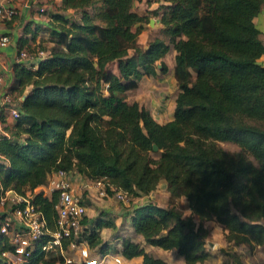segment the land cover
I'll return each mask as SVG.
<instances>
[{
  "label": "trees",
  "instance_id": "obj_1",
  "mask_svg": "<svg viewBox=\"0 0 264 264\" xmlns=\"http://www.w3.org/2000/svg\"><path fill=\"white\" fill-rule=\"evenodd\" d=\"M141 1L61 0L38 47L46 54L14 70L13 90L26 96L17 98L20 115L9 134L0 135V194L29 196L54 231L58 193L38 187L59 169L105 178L133 196L151 193L163 179L190 212L138 204L130 226L145 244L175 249L186 264L203 262L212 256L204 222L213 219L230 246L263 245L264 44L253 19L264 0H146L157 7L139 13ZM149 13L160 27L142 43ZM171 48L178 92L173 118L160 123L126 93L143 76L166 73ZM102 215L77 238L94 259L110 245L101 228H116ZM49 237L35 240L25 264H62L58 250L42 249ZM72 240H63L67 251ZM11 249L0 233V264H13L4 255ZM118 251L142 255V264H171L130 236Z\"/></svg>",
  "mask_w": 264,
  "mask_h": 264
},
{
  "label": "crops",
  "instance_id": "obj_2",
  "mask_svg": "<svg viewBox=\"0 0 264 264\" xmlns=\"http://www.w3.org/2000/svg\"><path fill=\"white\" fill-rule=\"evenodd\" d=\"M12 6H14L16 10L13 17L5 20L0 19V34L6 33L9 36V42L7 43V45L0 47V52H1L0 66L5 75L4 82L0 85V101H2L5 94H8L11 97L12 103L17 105V100L23 99L22 98L23 95L18 96V91L13 90L12 87L14 81V70L16 64L19 63L17 61V53L21 49H27L29 52H34L35 49H38L40 43L42 44L45 43V39L48 38V26L50 24L51 14L55 11L61 10V0H14L12 2ZM40 8H43V10H40ZM253 20L256 26L259 28V32H260L259 37L261 38L264 44V6L262 7L261 11L257 14V16L254 17ZM171 51L173 52V57L171 61L166 62L168 65V70L166 73L171 72L172 73L171 77L176 83L173 75L174 54H175L174 49L171 48L164 59L166 61V57L169 55ZM38 59L39 58L35 56L31 59H24L23 61L20 62H24L28 64H32V63L36 64L38 62ZM259 61L264 65V53L260 56ZM166 73H158L155 77H157L159 74H166ZM152 78L154 77L143 76L139 80L138 86L143 80H148ZM174 107H175V99H174L172 114H170L172 115V117L171 118L169 117V119L165 121L162 120V118L164 117V114L162 112H160L159 116H156L155 114H153V112H151V110L148 107L147 108L158 122L164 123L173 118ZM1 118L3 120H1ZM14 121L15 120L8 112V109L5 106L0 105V135L9 134V128H10L9 126H11L14 123ZM72 179H73V185L77 192H81V186L85 182L91 181V179L83 177L76 172H73ZM162 186L166 188V183L163 179L160 180L156 189L148 194L151 197L153 195V197L147 198V200L144 201L143 203L151 201L161 206H168L167 205L168 203L165 204L164 200L170 198H160L161 195L159 188H161ZM166 193L167 195H170L167 188L165 194ZM102 198L103 197L98 196L97 190L93 186H90L83 192V201L86 204V208H87L85 216L88 218V221L86 223H82V228L97 224L100 217L97 220L95 219V215L98 213L103 214L102 215L103 219H106L107 216L111 217L115 225L117 226V230L114 234V237L112 238L114 240V243L113 244L111 243V239L108 241L110 244L113 245L114 249L116 250V253H110L107 251L100 256H95V258L100 260L103 257V255L106 254L105 260L100 261L98 264H106V262L109 260H112L113 262L120 264L122 263L123 258L129 260L131 264H142V255H138L128 259L123 257L118 251L121 248L122 238L126 236L125 233H123L126 230L124 228H121V218L122 216H124V214H127L126 215L127 216L126 219L128 222L126 225V227L128 228L127 230L132 233V227L130 226L129 216L130 214H132L133 209L138 206L135 204V200H132L134 203L123 202L124 203L123 205L117 201L118 204L120 205L116 204L113 208H109L107 207L108 204L102 205V201H101ZM106 198H109L106 200V202L110 203L112 197L108 196ZM170 200H172V202L169 203V205H176L179 208H180L179 201L182 202V204L186 203L187 205V208L185 209V211L187 212L186 214L190 212L186 199L171 198ZM127 204H130L131 206L128 205V208L125 210L124 206H126ZM97 205L99 207L101 205L102 206L100 208H97ZM7 211H8L7 206L0 203V221L2 217L6 215ZM204 225L207 227L209 231L207 237V247L209 251L212 253V256L203 262H197L193 264H264V244L258 245L252 250L249 249L248 245L246 244L230 246L229 242L226 241L225 239V232L223 230V227L217 221L213 219L206 220L204 222ZM104 231L112 232L111 228L109 227H102L100 230L101 234ZM134 236L135 237L131 236V238H133V240L136 241H142V245L145 247V249L148 252H150V249H153L155 252L154 255L157 254V256L164 258L166 261H168L171 264H186L183 257L179 255L175 249L165 250L158 246L152 247L153 245L145 244L140 235H134ZM209 242H213V246H211ZM72 251H75L77 253L76 257L72 256L69 253ZM89 251L91 252L92 250L89 248ZM68 254L73 258L74 260L73 262L78 261L79 264H81L82 260L78 250L69 249ZM117 256L121 258L120 262L115 261L114 258Z\"/></svg>",
  "mask_w": 264,
  "mask_h": 264
},
{
  "label": "built area",
  "instance_id": "obj_3",
  "mask_svg": "<svg viewBox=\"0 0 264 264\" xmlns=\"http://www.w3.org/2000/svg\"><path fill=\"white\" fill-rule=\"evenodd\" d=\"M14 0H0V19L5 20L13 17L16 10L12 6ZM43 10V8H40ZM9 36L0 34V47L7 45ZM46 52L42 49H35L29 52L27 49H21L17 53V61L31 59L37 56L39 59ZM1 56V52H0ZM5 75L0 66V85L4 82ZM1 106H5L12 118L20 115L18 106L12 103L11 97L5 94ZM90 186L96 188L99 196L104 197L111 193L118 201L127 202L131 199L128 191L121 187L110 184L105 178L91 179L81 186V192H77L73 185L71 173L64 169L53 172L38 189L48 195L54 191L58 193V201L56 204V225L54 231H50L46 227L43 213L32 203L29 196H23L13 190H6L0 194V203L7 206V213L0 221V233L4 234L12 249L5 251L4 255L13 264H25L34 247L35 240L39 239L43 234L49 233L50 237L42 245L43 250H58L63 255L62 264L72 263L74 260L68 254L63 246V240L72 238L70 249L78 250L81 260L87 264H98L104 261L106 254L98 260H91V252L84 241L78 242L82 232V219L86 214V204L83 201V192ZM83 190V192H82ZM48 193V194H47ZM84 244V245H83ZM10 254V256H9ZM116 262H120V257L114 258Z\"/></svg>",
  "mask_w": 264,
  "mask_h": 264
},
{
  "label": "rangeland",
  "instance_id": "obj_4",
  "mask_svg": "<svg viewBox=\"0 0 264 264\" xmlns=\"http://www.w3.org/2000/svg\"><path fill=\"white\" fill-rule=\"evenodd\" d=\"M157 7V3L150 1L147 2L146 0H142L141 2H138L134 9L139 12V13H147L149 12V9L155 8ZM150 15V19L153 18L154 21L153 23H150V19L149 21L145 24V29L141 32V34L139 35V40L141 42H145L146 40H148V38L151 36V34L156 33L158 28L160 27V23L158 22L157 18L153 15ZM150 32H153L149 35ZM173 57V52L171 51L169 53V55L166 57V62L171 61ZM172 73L168 72L166 74H159L157 77H154L152 79H148V80H143L139 86H137L134 89L128 90L126 93V97L129 101H133V100H139L143 105H145L146 107H148L151 112H153V114H155L156 116H159L160 112H162L164 114V117L162 118L163 121L169 119V117L171 118L172 115V109L174 106V99L176 97V94L178 92V88L176 86V83L174 82V80L172 79ZM219 145H221L224 149L228 150V151H238L239 150V146L234 143V142H229V141H222L219 142ZM160 189V198H172L170 195H167L166 192V188L164 186H162ZM99 196V195H98ZM112 197L111 198V202L108 203L106 202L107 199L106 197ZM101 197V196H100ZM131 199L129 200V202H133L132 200H135V204H141L144 201L147 200V198H152L151 196H149L148 194L146 195H141V196H133L130 195ZM179 198H184V197H179ZM170 199H165V204L168 203L167 205H169V203L172 202V200ZM102 205H107V207L109 208H113L116 204H118V202H120L122 205L124 204L122 201H118L111 193H109L107 196H104L102 199ZM118 201V202H117ZM134 203V202H133ZM111 204V205H110ZM101 205V206H102ZM120 205V204H118ZM127 204L126 206H124L125 210L128 208ZM100 206V207H101ZM131 206V205H130ZM179 206L180 208L184 211V213H187L185 211V209L187 208L186 203H183L179 201ZM97 205V208H100ZM127 214H124V216H122L121 218V228H124L126 231H124L123 233H125L126 236H133L135 237L134 233L129 232L126 227L127 225V219L126 216ZM100 214H96L95 215V219H99ZM106 219H112L111 217L107 216ZM196 220H197V216H196ZM117 230V226L114 229V232L112 230V232L110 231H104L102 233L103 238L110 240L111 239V243H114V240L112 239L114 237V234ZM110 244L107 246L108 248V252L110 253H116V250L114 249L113 245ZM154 247V246H152ZM150 252L153 253V255L155 254L153 249H150ZM72 256L76 257L77 253L75 251L69 252ZM157 256V254H156ZM94 257H91V260ZM74 264H79L78 261L74 262ZM106 264H118L113 262L112 260H109L106 262ZM120 264H131L129 262V260L124 259L122 260V263Z\"/></svg>",
  "mask_w": 264,
  "mask_h": 264
},
{
  "label": "water",
  "instance_id": "obj_5",
  "mask_svg": "<svg viewBox=\"0 0 264 264\" xmlns=\"http://www.w3.org/2000/svg\"><path fill=\"white\" fill-rule=\"evenodd\" d=\"M153 21H154V19L151 18V19H150V23H153ZM25 96H26V94H23L22 98L24 99ZM153 148L156 150V149H157V145L154 144V145H153ZM209 244H210L211 246H213V242H209Z\"/></svg>",
  "mask_w": 264,
  "mask_h": 264
}]
</instances>
